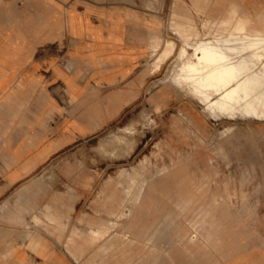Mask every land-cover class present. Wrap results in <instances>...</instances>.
Listing matches in <instances>:
<instances>
[{"label": "rangeland", "instance_id": "1", "mask_svg": "<svg viewBox=\"0 0 264 264\" xmlns=\"http://www.w3.org/2000/svg\"><path fill=\"white\" fill-rule=\"evenodd\" d=\"M5 1L33 6V0ZM34 1L39 8H52L51 2L55 8H147V58L137 62V76L143 63L147 75L136 78L134 103L41 170L32 211L22 223L0 221V236H9L1 243L22 244L28 231L50 227L56 230L50 242L61 249L72 230L80 240L108 223L98 242L110 234L124 245L98 248L97 242L77 260L69 250L74 264H264V52L239 43L209 51L182 45L185 35L191 41L194 32L209 30L204 21L225 14L231 2L264 20V0ZM167 41L172 50L156 67ZM62 43L56 42L59 53ZM207 54L214 59L197 57ZM201 103L228 115L213 119ZM114 135H125L127 144L118 145ZM196 183L203 188L190 189ZM215 184L221 193L208 195ZM128 185L140 190L138 199L126 193ZM14 199L5 212H14ZM48 204L61 213L56 221L36 216Z\"/></svg>", "mask_w": 264, "mask_h": 264}, {"label": "crops", "instance_id": "2", "mask_svg": "<svg viewBox=\"0 0 264 264\" xmlns=\"http://www.w3.org/2000/svg\"><path fill=\"white\" fill-rule=\"evenodd\" d=\"M32 2L30 8H19L0 0V221L22 223L36 203L33 196L40 186L35 178L41 170L65 148L102 129L134 103L136 78L147 75L143 63L137 76V62L147 58V8H55L52 2V8H39ZM230 6L225 14L204 21L209 30L194 32L191 41L185 35L182 45L219 40L249 45L257 52L250 41L264 39V20L240 13L233 2ZM154 34L156 40L158 34ZM57 40L63 42L60 53ZM172 44L167 41L156 67L171 52ZM45 45L46 50L40 52ZM202 105L213 119L228 115L225 110ZM113 140L127 144L125 135H114ZM219 187L215 184L208 195L221 193ZM133 188L128 185L125 191L138 199L140 190L134 193ZM200 188L203 186L197 183L190 187ZM181 189L177 192L182 197ZM14 197V212L9 214L4 210ZM219 199L208 197V201ZM51 206L42 207L36 216L56 221L61 213ZM109 229L108 223H101L90 229L89 238L80 240L75 238L79 230H72L61 249L50 242L56 236L55 228L35 234L28 231L27 238L17 245L1 243L9 241L8 235L2 237L8 234L5 231L0 236V264H74L70 252L77 260L78 252L93 246ZM116 244L124 245L109 234L96 245L106 248ZM228 262L224 264H231ZM116 264L122 263L117 260Z\"/></svg>", "mask_w": 264, "mask_h": 264}, {"label": "bare ground", "instance_id": "3", "mask_svg": "<svg viewBox=\"0 0 264 264\" xmlns=\"http://www.w3.org/2000/svg\"><path fill=\"white\" fill-rule=\"evenodd\" d=\"M250 43H251V46H253L254 48H257L259 51L264 52V39H262V40H251ZM222 44L223 43L219 40H209L203 44V47L209 51V50H212L214 48H218V47L222 46ZM197 57H198V59H200V60L203 59L205 61H212L214 59L211 55L209 56L208 54L204 55V56L198 55ZM220 59L225 60V57L222 56Z\"/></svg>", "mask_w": 264, "mask_h": 264}]
</instances>
